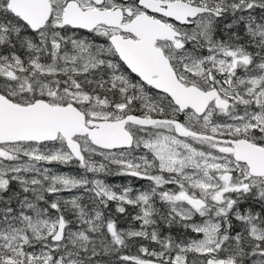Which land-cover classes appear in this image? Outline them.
I'll return each mask as SVG.
<instances>
[{"label": "snow or ice", "instance_id": "6c2138e0", "mask_svg": "<svg viewBox=\"0 0 264 264\" xmlns=\"http://www.w3.org/2000/svg\"><path fill=\"white\" fill-rule=\"evenodd\" d=\"M0 264H264V0H0Z\"/></svg>", "mask_w": 264, "mask_h": 264}, {"label": "flooded vegetation", "instance_id": "af4514ba", "mask_svg": "<svg viewBox=\"0 0 264 264\" xmlns=\"http://www.w3.org/2000/svg\"><path fill=\"white\" fill-rule=\"evenodd\" d=\"M127 181H128L127 177H124V180H121V179L108 180L109 183H113V184L115 183L124 184V183H127ZM133 184L138 186L140 184H146V182L133 180Z\"/></svg>", "mask_w": 264, "mask_h": 264}, {"label": "rangeland", "instance_id": "374dc122", "mask_svg": "<svg viewBox=\"0 0 264 264\" xmlns=\"http://www.w3.org/2000/svg\"><path fill=\"white\" fill-rule=\"evenodd\" d=\"M60 170H61V171H73V170H70V169H64V168H61ZM124 226L126 227L127 225L125 224Z\"/></svg>", "mask_w": 264, "mask_h": 264}]
</instances>
